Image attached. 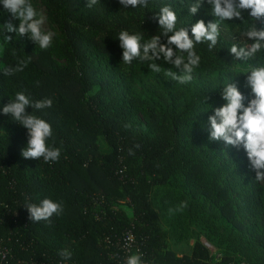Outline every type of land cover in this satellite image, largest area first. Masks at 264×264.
I'll return each mask as SVG.
<instances>
[{
  "label": "trees",
  "instance_id": "trees-1",
  "mask_svg": "<svg viewBox=\"0 0 264 264\" xmlns=\"http://www.w3.org/2000/svg\"><path fill=\"white\" fill-rule=\"evenodd\" d=\"M42 1L61 35L46 50L27 35L6 32L11 17L0 4V241L10 249L5 264L66 260L62 250L80 264L107 261V238L130 226L141 264H206L210 254L201 236L222 254L215 264H264V181L255 180L243 146L209 140L208 124L226 103L220 89L228 83L237 82L253 98L245 81L251 68L264 66V48L242 61L230 48L248 44L243 33L253 25L264 28V21L247 12L243 20L219 21L216 46L194 44L199 66L189 83L180 84L165 74L179 69L163 60L124 64L118 36L122 30L140 33L144 42L160 34L153 17L170 5L176 30L188 28L191 38L192 24L218 20L206 2L193 16L188 8L194 0H148L136 8L119 0H97L91 8L88 0ZM13 22L18 26L19 20ZM29 58L23 71L4 74ZM150 63L161 71H151ZM18 91L33 101L52 100L51 107L27 111L50 123L46 143L60 149L58 161L22 157L27 129L3 113ZM45 198L62 203L63 213L51 223L32 222L24 205Z\"/></svg>",
  "mask_w": 264,
  "mask_h": 264
},
{
  "label": "clouds",
  "instance_id": "clouds-1",
  "mask_svg": "<svg viewBox=\"0 0 264 264\" xmlns=\"http://www.w3.org/2000/svg\"><path fill=\"white\" fill-rule=\"evenodd\" d=\"M211 6V15L218 20H199L191 25L192 37L189 36L188 28L176 30L177 14L171 6L161 7L153 17L158 21L162 32L151 39L143 41L140 33L130 34L127 30L119 33L118 40L123 49L122 62L131 64L133 60L158 61L163 60L171 64L176 71L168 70L165 74L173 81L180 84L189 83L192 80L194 68L199 66L200 56L194 51V44L210 42L209 50L213 49L219 36V21L243 20L244 12L257 22L264 21V0H194L188 11L195 16L198 10L205 4ZM97 0H88L87 7L91 8ZM124 8L129 6L147 7L148 0H119ZM11 19L4 24L6 32H14L20 37L27 35L41 49H48L52 43V33L42 30L44 17L38 14L29 0H0ZM39 17V18H37ZM19 20L18 26L13 22ZM172 33L171 35H169ZM243 36L249 41L243 47L233 45L230 48L231 54L237 61L247 60L264 48V28L253 25ZM166 37L167 42H162ZM9 40L11 36H7ZM251 41V42H250ZM29 60L21 59L15 68H6L5 75H12L14 72L23 71ZM149 68L153 72H160L161 67L157 63H150ZM245 87L251 89L252 99H248L238 87L237 82H230L222 87L220 94L226 102L221 107L214 109V115L208 117L209 140L224 141L233 147L243 146L247 153L252 170L255 171V180L264 181V66L253 67L247 73ZM211 97L207 96V103ZM247 105L245 104V101ZM51 99L33 101L24 91H18L15 98L3 107V113L27 129V147L21 152L25 159L43 158L45 163L58 161L61 155L59 148L49 147L46 141L52 136L53 129L47 121L39 116L29 113L27 109L31 106L34 110L44 109L52 106ZM130 125H126L129 127ZM139 147V145H137ZM132 154V150H129ZM24 207L29 213L32 222L47 221L60 216L63 213V205L52 199L45 198L39 204L26 203ZM59 255L64 259H70L71 253L62 250ZM126 264H141L138 254L129 256Z\"/></svg>",
  "mask_w": 264,
  "mask_h": 264
},
{
  "label": "built area",
  "instance_id": "built-area-1",
  "mask_svg": "<svg viewBox=\"0 0 264 264\" xmlns=\"http://www.w3.org/2000/svg\"><path fill=\"white\" fill-rule=\"evenodd\" d=\"M123 173V169L120 170ZM108 243V260L99 261L90 264H126V260L129 256L135 254V250L138 246V240L135 235L133 226L126 227L121 234L116 235L114 238H107ZM193 244V243H192ZM201 244L205 250L210 254V259L206 264H215L222 260L223 256L219 252L216 245L206 239L202 238ZM10 255V249L4 246L0 241V264H5L8 256ZM40 264H80L70 260H57L50 259L48 261H42ZM238 264H250L246 261H242Z\"/></svg>",
  "mask_w": 264,
  "mask_h": 264
},
{
  "label": "rangeland",
  "instance_id": "rangeland-1",
  "mask_svg": "<svg viewBox=\"0 0 264 264\" xmlns=\"http://www.w3.org/2000/svg\"><path fill=\"white\" fill-rule=\"evenodd\" d=\"M29 2L33 5L35 10L38 12V14H42L44 17V24L42 26V30L45 32H50L52 33V43L51 44H57L61 40V35L55 25H52L49 20H48V12L47 8L45 7V4L43 3L42 0H29ZM39 18V17H37ZM248 220V218H246ZM204 236H201V240ZM194 241H190V244H192ZM183 249V248H182ZM183 251H179V253H183Z\"/></svg>",
  "mask_w": 264,
  "mask_h": 264
}]
</instances>
